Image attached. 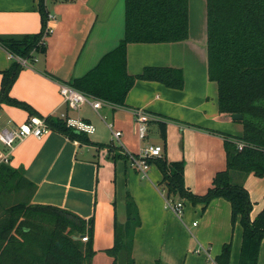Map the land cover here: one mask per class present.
I'll use <instances>...</instances> for the list:
<instances>
[{
  "label": "crops",
  "instance_id": "obj_1",
  "mask_svg": "<svg viewBox=\"0 0 264 264\" xmlns=\"http://www.w3.org/2000/svg\"><path fill=\"white\" fill-rule=\"evenodd\" d=\"M38 1L0 0V34L39 32ZM45 2L51 16L47 19L51 31L44 38L45 49L36 52L31 61L20 62L22 68L9 91L14 98L28 103L33 111L1 103L0 126H15L33 113L62 119L78 117L92 123L95 131L88 134L91 143L72 139L54 129L41 137L27 136L15 143L6 164L22 168L24 178L32 184L33 192L27 190L28 202L68 209L85 219L93 216L92 264H110L112 258L105 250L113 244L114 219L125 222L130 197L139 217L131 248L133 264H205L204 256L190 254L193 243L190 226L200 227L196 232L206 239H212V225L222 226L211 246L216 256L222 244L231 239L226 224L230 219L229 201L213 198L202 213L207 217L206 222L193 225L196 216L189 207L184 206L182 216H178L167 206L159 185L162 174L157 165L150 163L144 177L129 166L127 153L138 152L146 144L161 145L169 161L184 162L185 185L197 194L204 193L214 174L225 168L222 133L241 136L243 125L232 115L218 110V86L208 78L206 14L204 28L201 26L200 30L192 27L189 14L188 37L184 40L126 45L129 74L140 73L145 66L172 67L181 72V88L168 87L156 80L136 79L126 94L124 106L103 102L98 108L89 103L70 108L60 94V84L75 77L89 38L94 34L105 37V26L109 20L114 24L110 15L119 0ZM117 33L115 30L113 36ZM15 59L0 44V81L2 71ZM88 65L86 60L81 71ZM133 108L157 116L147 123L143 138L139 135ZM160 121L165 124L164 138L160 134ZM109 122L120 130L118 137L110 132ZM5 150L0 142V152ZM233 173L235 178L236 172ZM259 178L264 176L251 172L241 180L249 194V184ZM20 190L24 193L22 188ZM261 192V203L255 206L253 202L251 216L264 206V187ZM184 213L190 226L183 223ZM241 233L240 226L238 238L232 239L229 264H238ZM257 264H264V238Z\"/></svg>",
  "mask_w": 264,
  "mask_h": 264
},
{
  "label": "trees",
  "instance_id": "obj_2",
  "mask_svg": "<svg viewBox=\"0 0 264 264\" xmlns=\"http://www.w3.org/2000/svg\"><path fill=\"white\" fill-rule=\"evenodd\" d=\"M38 10L41 16L39 32L0 34V44L15 57L30 60L36 52L45 49L44 38L49 33L45 0L38 1ZM206 29L208 78L218 86V110L222 114L242 115L238 119L243 125L242 135L222 133L226 166L214 174L210 186L201 194L185 185L183 161H169L162 150L147 162L155 163L161 171L159 185L166 199L174 202L175 198H185L192 203H202L203 208L215 197L229 201L231 223L238 222L242 229L238 264H257L264 238V206L251 216L253 202L248 190L242 183L232 182L231 175L252 172L264 176V0H206ZM188 31L189 0H124L123 37L94 67L73 77L68 84L116 106L125 105L126 94L136 79L156 80L168 87L181 88V72L172 67L145 66L140 73L129 74L126 45L181 41L188 37ZM21 68L22 64L15 59L2 71L0 104L33 111L28 103L9 94ZM44 119L50 129L91 143L88 134L75 131L64 119L50 115ZM159 126L164 138V122L160 121ZM236 140L248 146L238 150ZM0 185L7 189L24 187L33 192L22 168H13L5 162H0ZM126 213L125 222L114 219L113 244L105 250L112 258L110 264H120L119 258L122 264L134 263L131 248L139 217L130 197ZM129 234L130 248L123 259L124 236ZM83 235L87 236L86 241L81 239ZM93 235V216L85 219L68 209L30 204L26 197L0 211V264H92ZM230 252L231 242H224L215 256L217 263L229 264Z\"/></svg>",
  "mask_w": 264,
  "mask_h": 264
},
{
  "label": "built area",
  "instance_id": "obj_3",
  "mask_svg": "<svg viewBox=\"0 0 264 264\" xmlns=\"http://www.w3.org/2000/svg\"><path fill=\"white\" fill-rule=\"evenodd\" d=\"M51 17V16H48ZM47 31L50 32L51 28L48 26ZM21 63H26V59L16 57ZM60 94L63 100L70 108H77L83 103H89L93 108H98L104 101L100 98L92 95L85 94L78 91L68 83H62L59 87ZM108 103V102H107ZM112 104V103H110ZM133 116L135 122L138 124L139 135L141 138L145 136L147 131V123L149 120L156 119L157 116L147 112L141 108H133ZM65 124L75 131L91 134L95 131V127L92 123L78 118V117H64ZM110 132L114 137H118L121 132L114 128L112 123L107 124ZM50 130L43 116L37 114H31L28 118L15 126H0V142L6 147L5 151L0 152V162H7L9 160L10 152L16 142L26 138L27 136L41 137ZM236 147L238 150H242L247 147L248 144L241 140H236ZM162 146L157 144H146L140 148L138 152L127 153V160L129 166L136 169L142 176H147L149 163L148 158L160 155ZM166 204L170 207L178 216H182L183 204L180 200L171 201L166 199ZM193 225L196 224L194 221ZM83 241L87 240V236H81ZM193 251L196 254H202L205 259V264H218L215 256L211 254L210 246H204L199 243Z\"/></svg>",
  "mask_w": 264,
  "mask_h": 264
},
{
  "label": "rangeland",
  "instance_id": "obj_4",
  "mask_svg": "<svg viewBox=\"0 0 264 264\" xmlns=\"http://www.w3.org/2000/svg\"><path fill=\"white\" fill-rule=\"evenodd\" d=\"M189 14L191 15V23H192L193 28H195L196 30H200L201 26H202V28H204V18H205V14H206V0H189ZM114 142H116V140ZM15 175H18V174H15ZM231 176H232L231 177L232 182L238 181L245 186L244 181H241V180L246 178L247 173L241 174L239 172H236L235 178H234V173H232ZM238 176H239V178H238ZM256 180L257 181L251 182L249 184L250 185L249 186L250 187V193H251V194H249V196H250V199L252 202L255 201L254 205L259 206L261 203L262 196H263L261 191H263V187H264V178H259ZM21 188L23 189L24 193H28V191L25 190L24 187H21ZM248 193H249V191H248ZM26 197H27V194H26V196L23 195V193L20 189H7V187H1V185H0V211H1L2 207H4V206L14 204L19 200H23V201L26 200ZM175 200L176 201L180 200L182 202L183 210H184V206H187L191 209V211L194 214L193 216L197 217V218L196 217L194 218V219H196V221H195L196 224L199 222V226H200L201 223L206 222L207 217L204 218L205 215H202V213H203V210L205 211L208 208V206H210L209 204L211 202H209L203 208L202 203H200V202L192 203L188 199L179 198V197L175 198ZM193 206H197V209L194 210ZM186 218H187V216L184 213L183 223L186 226H190V222ZM220 223H222V221H220ZM226 224H227V230H228V238L231 237V239H228V241L230 240V242L232 244V239L234 238V236H235V238H238V236H239L240 225L238 222H235L234 224H232L230 219L228 220V222ZM206 225L208 226V224H206ZM196 228H200V227L190 226V229L192 231L191 238L193 241V243L190 245V254L197 255L196 253H194L193 249L195 248V246H197L199 243H201L204 246H210L211 254L214 255V253H213L214 248L211 249V246L215 244L214 239H216L219 231L222 229V226L212 225L210 227L212 239H206V238H203V236L198 235V233L196 232ZM189 235H190V233H189ZM124 237H125L124 243L127 246L124 245V247L122 248L123 249L122 253H123V259H126V255L128 253L127 251L130 248L129 242H131V235L130 234L127 236L125 235ZM201 256H203V255L201 254ZM107 257H109V256H107ZM119 262H120V264H122V261L120 258H119Z\"/></svg>",
  "mask_w": 264,
  "mask_h": 264
},
{
  "label": "water",
  "instance_id": "obj_5",
  "mask_svg": "<svg viewBox=\"0 0 264 264\" xmlns=\"http://www.w3.org/2000/svg\"><path fill=\"white\" fill-rule=\"evenodd\" d=\"M111 21L114 22L113 25H111L110 20L105 26V37L101 38L98 37L97 34L91 36L88 40V43L86 44L83 55H82V61H80V64L77 67V72L75 74V77L81 76L84 73H86L88 70H90L92 67H94L99 59L109 50L114 48L117 44L120 38L124 35V0H119V4L116 6V8L113 10V12L110 15ZM111 29V31L109 30ZM117 30V35L113 36V32ZM113 31V32H112ZM86 60L88 61V67L84 72L81 71L82 65L86 63ZM82 72V73H81ZM242 115L240 113H234L232 114V118L234 119H240Z\"/></svg>",
  "mask_w": 264,
  "mask_h": 264
}]
</instances>
